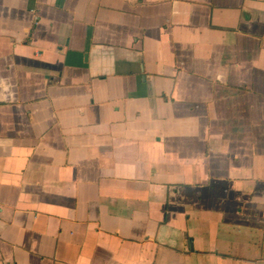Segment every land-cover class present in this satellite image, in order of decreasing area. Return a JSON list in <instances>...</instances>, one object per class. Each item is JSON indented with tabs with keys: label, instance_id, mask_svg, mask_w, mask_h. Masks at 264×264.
<instances>
[{
	"label": "crops",
	"instance_id": "1",
	"mask_svg": "<svg viewBox=\"0 0 264 264\" xmlns=\"http://www.w3.org/2000/svg\"><path fill=\"white\" fill-rule=\"evenodd\" d=\"M0 264H264V0H0Z\"/></svg>",
	"mask_w": 264,
	"mask_h": 264
}]
</instances>
